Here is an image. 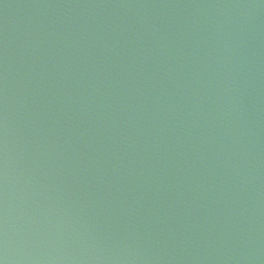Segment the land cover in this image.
<instances>
[{
  "label": "water",
  "instance_id": "obj_1",
  "mask_svg": "<svg viewBox=\"0 0 264 264\" xmlns=\"http://www.w3.org/2000/svg\"><path fill=\"white\" fill-rule=\"evenodd\" d=\"M0 264H264V0H0Z\"/></svg>",
  "mask_w": 264,
  "mask_h": 264
}]
</instances>
